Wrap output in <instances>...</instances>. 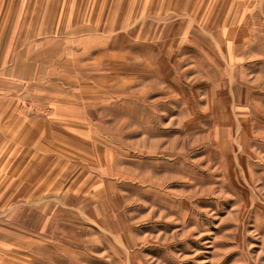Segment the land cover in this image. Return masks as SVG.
Segmentation results:
<instances>
[{"label": "rangeland", "instance_id": "rangeland-1", "mask_svg": "<svg viewBox=\"0 0 264 264\" xmlns=\"http://www.w3.org/2000/svg\"><path fill=\"white\" fill-rule=\"evenodd\" d=\"M0 1V264H264V0Z\"/></svg>", "mask_w": 264, "mask_h": 264}, {"label": "crops", "instance_id": "crops-1", "mask_svg": "<svg viewBox=\"0 0 264 264\" xmlns=\"http://www.w3.org/2000/svg\"><path fill=\"white\" fill-rule=\"evenodd\" d=\"M38 1V2H37ZM36 3H38L39 4V6H41V8H45V3L46 4H49L48 3V0H36ZM60 3H59V1L58 0H56V1H53V5L54 6H58ZM1 7H5L7 10H8V8L6 7V5H4V4H2L1 3V1H0V9H1ZM40 8V9H41ZM44 12H45V9H43L42 10V13L44 14ZM66 13H64V15H65ZM56 15H58V12H56ZM19 17H16V19H18ZM24 19V17H21V19H20V23L22 22V20ZM17 24H19V19L17 20V22H16V25ZM224 26V24L222 25V27ZM45 27V25L44 24H42V23H39L38 25H36L35 27H33V28H35V31L37 32V31H39V29L40 30H42L43 28ZM24 28H26V23H24L23 24V27L21 26V25H19V27H18V29L16 30V32H14V34H15V36L16 35H18V36H21V35H26V30L24 29ZM32 28V29H33ZM0 29H1V33H2V35L4 36L5 35V33H6V23H5V17L3 18V20H2V23H1V25H0ZM34 32H32V34H33ZM47 33H50V32H46L43 36H47V38H55L56 36H54V35H51V36H49V35H47ZM31 33L29 34V35H32ZM16 43V48H15V51L17 50V44L19 45V43H17V42H15ZM1 44H3V42L1 43ZM1 44H0V46H1ZM16 53V52H15ZM5 55H6V52H5V54H4V56H3V59H2V57L0 56V60L1 61H3L4 60V58H5ZM15 96H13V98H14ZM11 103H13L12 105H8V108L10 109L8 112H7V106H6V100H4L3 98H0V129H1V125H4L5 124V122H6V119H8L9 117H10V119L12 118V116H17L18 114H17V112H16V110L18 111V107H17V109H14L13 107H14V105H15V103L17 102V101H15V102H13V101H10ZM9 102V103H10ZM6 107V111L4 112L3 110H4V108ZM16 122V121H15ZM15 124V126H16V124H17V122L16 123H14ZM23 130V129H22ZM22 130L20 129V132L17 134V135H15L14 137V139H13V141H12V145H10V146H15L16 145V141H17V138H18V136L20 135V133H22ZM12 133V132H11ZM24 140H26V139H24ZM3 141H4V138L2 137V135L0 134V151H2V150H5V147H6V145H3ZM23 142V141H22ZM22 142L20 143V144H22ZM7 149V148H6ZM27 150V149H26ZM21 152V153H20ZM22 155H23V152L22 151H15L14 152V154L11 156V157H13L12 159L10 158V160H8L9 161V165H10V163L11 162H13V160H14V158H16V157H18V158H20V157H22ZM5 156V155H4ZM6 161V159H4V162ZM7 161V162H8ZM4 162H2V165H3V163ZM32 162H34V161H31L30 163H32ZM18 162H14V164H17ZM31 167H32V165H31Z\"/></svg>", "mask_w": 264, "mask_h": 264}, {"label": "bare ground", "instance_id": "bare-ground-1", "mask_svg": "<svg viewBox=\"0 0 264 264\" xmlns=\"http://www.w3.org/2000/svg\"><path fill=\"white\" fill-rule=\"evenodd\" d=\"M17 2H18V3H22V2H24V0H18ZM27 2H28V5H32L33 2H34V4H35L36 0H27ZM37 2H38V1H37ZM6 3H7V1H6ZM66 3H67L66 0H61V1H60L59 9L61 10L62 14H63L64 12L67 11V9H65V8H66ZM222 19H223V18H222ZM222 19H221V18H215V19H214V22H215V23L220 22V21H222Z\"/></svg>", "mask_w": 264, "mask_h": 264}]
</instances>
